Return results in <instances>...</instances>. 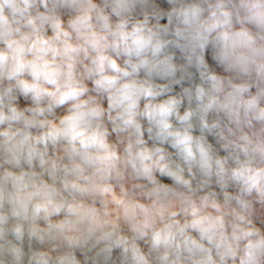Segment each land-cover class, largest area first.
Masks as SVG:
<instances>
[{
	"label": "clouds",
	"instance_id": "clouds-1",
	"mask_svg": "<svg viewBox=\"0 0 264 264\" xmlns=\"http://www.w3.org/2000/svg\"><path fill=\"white\" fill-rule=\"evenodd\" d=\"M0 264H264V0H0Z\"/></svg>",
	"mask_w": 264,
	"mask_h": 264
}]
</instances>
